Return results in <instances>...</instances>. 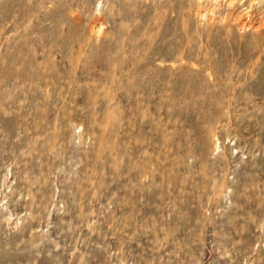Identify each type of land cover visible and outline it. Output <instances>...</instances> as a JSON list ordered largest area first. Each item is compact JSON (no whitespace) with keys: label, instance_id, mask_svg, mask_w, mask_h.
<instances>
[{"label":"rangeland","instance_id":"obj_1","mask_svg":"<svg viewBox=\"0 0 264 264\" xmlns=\"http://www.w3.org/2000/svg\"><path fill=\"white\" fill-rule=\"evenodd\" d=\"M247 1L0 0V264H264Z\"/></svg>","mask_w":264,"mask_h":264},{"label":"bare ground","instance_id":"obj_2","mask_svg":"<svg viewBox=\"0 0 264 264\" xmlns=\"http://www.w3.org/2000/svg\"><path fill=\"white\" fill-rule=\"evenodd\" d=\"M256 1V0H255ZM247 2H250V0L249 1H247ZM242 3V2H241ZM251 3V2H250ZM249 4V3H248ZM257 4V3H256ZM251 5V4H250ZM247 6V5H246ZM253 6V5H252ZM244 7V6H243ZM249 8H250V6H249ZM251 9V8H250ZM249 10V9H248ZM250 12V11H249ZM251 16V15H250ZM217 141H219L218 139H217Z\"/></svg>","mask_w":264,"mask_h":264}]
</instances>
